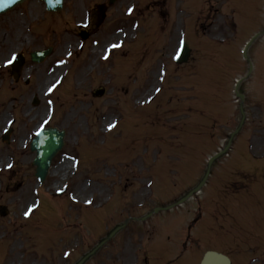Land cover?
I'll return each instance as SVG.
<instances>
[{
	"label": "rangeland",
	"instance_id": "obj_1",
	"mask_svg": "<svg viewBox=\"0 0 264 264\" xmlns=\"http://www.w3.org/2000/svg\"><path fill=\"white\" fill-rule=\"evenodd\" d=\"M225 3L64 0L60 12L47 13L40 0H25L0 15V206L8 211L0 216V264H74L117 222L165 201L168 188L200 180L239 122L232 90L249 72L239 53L260 19L257 0ZM220 8L234 11L236 22L250 17L237 24L235 39L216 27ZM182 40L191 56L176 65ZM48 47L42 63L30 62V52ZM17 53L25 62L15 83L4 65ZM247 54L253 75L239 89L246 121L195 198L201 221L189 232L182 264L199 263L208 250L232 264H264V40ZM99 89L104 94L94 96ZM42 124L66 136L39 184L29 142ZM10 127L6 144L1 136ZM135 202L142 206L128 211ZM98 210L114 211L103 223L101 214L85 221ZM116 237L117 246L86 264H119L104 261L130 235Z\"/></svg>",
	"mask_w": 264,
	"mask_h": 264
},
{
	"label": "water",
	"instance_id": "obj_2",
	"mask_svg": "<svg viewBox=\"0 0 264 264\" xmlns=\"http://www.w3.org/2000/svg\"><path fill=\"white\" fill-rule=\"evenodd\" d=\"M22 1L23 0H0V13H3V12L5 13L6 11L12 9L15 5L22 3ZM43 1L45 2L46 9L48 11H58L61 9V2H62L61 0H43ZM113 1L114 0H110L111 3ZM48 52H50V50H46V51L38 52V53L33 52L31 53V59L34 62H41L45 58V56L48 55ZM187 56H189V49L187 48L186 45H184L182 53L180 57L178 58L177 62L184 63L188 58ZM21 64H23V58L22 56H19L17 61L13 65V73L15 74V76H18V73L22 66ZM237 86L238 85L236 84V88H235L236 95L235 96H237L238 98L242 100L243 96L237 93ZM97 93L102 94L101 91ZM240 113L242 116L241 122H240V125H241L244 120V113L241 107H240ZM63 134H64V131H58L56 129L49 128V129H46L40 132L37 136H35L36 138H34L31 142V145H30L31 151H34L36 153L35 160L33 161V165L35 166L34 167L35 168V178H38L40 181H43L45 179L44 177H46V174L49 168L48 166L50 165V162L53 156L56 155V153L63 146V137H64ZM232 136L233 134H231L230 139ZM229 143H230V140L228 141L227 146L224 148L222 152L210 158L208 162V168L210 167V164L214 160V158H217L219 155H221L222 153L226 151V149L229 146ZM207 175H208V172L205 174L204 178L202 179L201 183L197 186V188L192 190V192H190L188 196L198 191V189L204 183V180L206 179ZM5 213H6L5 208H2L1 214L4 215ZM102 243L103 242H101L97 247L101 246ZM97 247H95V249L91 253L87 254L84 258H82V260H80L77 264H82L86 258H88L91 254H93L96 249H98ZM201 264H229V262L226 257L220 254L206 252L204 256V260L202 261Z\"/></svg>",
	"mask_w": 264,
	"mask_h": 264
},
{
	"label": "flooded vegetation",
	"instance_id": "obj_3",
	"mask_svg": "<svg viewBox=\"0 0 264 264\" xmlns=\"http://www.w3.org/2000/svg\"><path fill=\"white\" fill-rule=\"evenodd\" d=\"M175 200H173L172 202H174ZM171 203V202H170ZM188 211H179L177 212V214H179L180 216V220H182L183 216L187 214ZM172 221H169V224L172 225L171 223ZM179 232V229H174L173 230V233H178ZM186 232V231H185ZM184 232V233H185ZM172 233V234H173ZM185 237L187 239V234H185ZM171 237L168 236L167 237V241L170 242V244H172L171 242ZM127 244H129L130 246H133L134 248L136 249H133L131 251V253H126L124 249L121 250V252H119L114 258L115 260L117 261V263L119 264H150L149 263V260H148V257L146 256L147 255V252L145 250L144 247H139V244L135 243V242H131L129 241V243H126V242H122L120 244V248H123L124 246H126ZM174 246L177 248L179 247V251L181 252V254L183 253L184 249H185V241L180 239L179 241L178 240H175L174 241ZM110 258H113V257H110ZM170 264V263H169Z\"/></svg>",
	"mask_w": 264,
	"mask_h": 264
},
{
	"label": "snow or ice",
	"instance_id": "obj_4",
	"mask_svg": "<svg viewBox=\"0 0 264 264\" xmlns=\"http://www.w3.org/2000/svg\"><path fill=\"white\" fill-rule=\"evenodd\" d=\"M129 11H131V9H130ZM118 46H119V45H114L113 47H118ZM8 63H11V61H8ZM52 87L54 88L55 85H53ZM51 90H52V89L50 88L49 91H51ZM111 127H113V125L110 124V125H109V128H111ZM30 211H31V209H30ZM27 214H28V213H25V215H27ZM65 255H67V253H65Z\"/></svg>",
	"mask_w": 264,
	"mask_h": 264
},
{
	"label": "bare ground",
	"instance_id": "obj_5",
	"mask_svg": "<svg viewBox=\"0 0 264 264\" xmlns=\"http://www.w3.org/2000/svg\"><path fill=\"white\" fill-rule=\"evenodd\" d=\"M64 170H66V166H64V168H63Z\"/></svg>",
	"mask_w": 264,
	"mask_h": 264
}]
</instances>
